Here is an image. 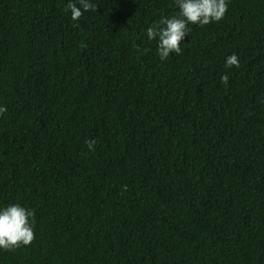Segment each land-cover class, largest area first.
<instances>
[{"label":"trees","instance_id":"trees-1","mask_svg":"<svg viewBox=\"0 0 264 264\" xmlns=\"http://www.w3.org/2000/svg\"><path fill=\"white\" fill-rule=\"evenodd\" d=\"M66 2L0 0V206L34 212L0 264H264V0L163 61L175 0Z\"/></svg>","mask_w":264,"mask_h":264},{"label":"clouds","instance_id":"clouds-1","mask_svg":"<svg viewBox=\"0 0 264 264\" xmlns=\"http://www.w3.org/2000/svg\"><path fill=\"white\" fill-rule=\"evenodd\" d=\"M178 12L171 17H162L147 27L146 36L149 41H156V53L160 60H166L170 53H181V42L189 34V25L204 26L210 22L220 21L227 11L228 0H175ZM97 5L93 0H67L64 11L70 13L72 21H78L84 12L94 11ZM225 66L231 68L238 65L235 53L225 58ZM228 75L220 76L222 83L227 82ZM6 108L0 106V113ZM89 151H94L97 141L94 138L85 141ZM32 209L20 204L9 203L0 206V248L12 249L19 245H27L34 238Z\"/></svg>","mask_w":264,"mask_h":264}]
</instances>
